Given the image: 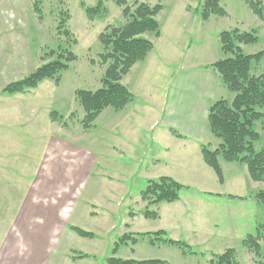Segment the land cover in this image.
I'll list each match as a JSON object with an SVG mask.
<instances>
[{
    "label": "rangeland",
    "instance_id": "obj_1",
    "mask_svg": "<svg viewBox=\"0 0 264 264\" xmlns=\"http://www.w3.org/2000/svg\"><path fill=\"white\" fill-rule=\"evenodd\" d=\"M143 1L150 4L158 2ZM96 2L43 0L42 18L39 20L31 0H0V28H6L7 34L0 36L6 37L9 42L17 40L18 45L22 43V53L13 54L9 58L14 59L8 62L10 66H4L8 76L22 74L20 79L28 75L41 64V56L45 60L54 57L49 54L50 50L57 52L61 48L67 49L77 57L67 69L60 72L57 85L54 80L44 79L35 89H29L23 93L25 96L22 95L27 98L29 105L37 108V114L29 115L39 130L37 138L31 132L18 133V129L11 126L17 122L16 110L22 107L13 102L17 97L5 94L9 102L0 105V119L5 118L2 122L6 125L9 123L7 128L0 127V133L6 134L2 141L0 139V145H9L0 148V154L7 153L8 161L6 169H0V264H107L106 258L112 255L115 242L122 234L158 229H164L172 239L186 242L192 252L182 253L174 245H153L146 238H140L135 244L120 243L114 255L135 259L152 255L170 264H210L209 259L213 254L222 253L231 247L235 249L238 264H264V239L260 240L259 255L250 252L242 241L247 234H254L257 225L264 227L261 215L256 214L257 222L251 224L249 215H252L253 210H244L237 197L199 200L198 184L183 178V182H179L185 187L181 189L178 200L187 211L171 212L172 204L161 202L149 206V209L157 211L156 218L143 215L145 202L141 201V191L149 178H155V166L152 165L154 162L150 154L158 150L155 155L161 163L157 164V168L168 163L161 157L164 147L160 140L150 143V138L154 131L163 137H175L167 127L160 128L159 132L157 126L145 131L150 138L149 144H144L142 149L137 141V123L132 122L131 125L136 128L131 131L134 135L131 137L133 140H130L132 152L123 147V152L118 149L115 154L107 153L101 146L105 141L107 145H116V141L111 136L110 139L106 138L99 119L88 130L82 129L78 118L82 116L83 109L74 91L100 87L104 67L99 59L103 45L98 34L107 24L120 25L124 22L121 9L114 0H104L108 10L106 17L89 19L85 6H93ZM198 2L162 1L165 10L160 15L159 28L172 43L173 49L166 57L156 52L153 55L150 53L151 58L141 63L146 77L141 92H133L128 88L135 94L132 107L142 106L147 102L143 94H149L155 100L154 106H158L157 101L160 103L158 108L162 121H169L187 140L202 141L214 149L219 139L212 133L210 135L208 122L205 121L204 127L201 115L209 102L219 98L229 102L233 96L209 65L226 56L220 48L218 34L235 27L244 31L255 30L257 41L243 45L244 53H253L264 48V29L244 0H220L227 14H211L206 20L195 10ZM188 7H191L189 15L184 10ZM60 11L69 14L64 25L69 31L68 36L62 33L63 27H60L59 32L57 29L63 16ZM173 14L179 17L175 19ZM147 36L151 40L155 39L152 33ZM7 40L1 39L0 44ZM154 55L157 58L154 59ZM205 63H208L206 67ZM263 70L264 60L253 62V74ZM138 71L132 73L133 81L128 82V85L132 86L139 80ZM26 92L30 95L37 92L35 99L30 101L31 96ZM23 109L33 111L35 108ZM52 110L62 115L63 119L72 111H76V115L68 121V128L55 127L53 130L54 125L49 122L48 113ZM191 114L195 115L194 120L199 126H195L194 131L189 128ZM56 124L62 126V120L57 119ZM254 129L260 135L254 141V147L260 150L264 148V116L254 123ZM41 135L48 140L58 138L60 142L55 151L47 146ZM50 141L52 139L48 141L49 144ZM168 145L172 155L196 157L188 142L169 141ZM194 149L197 151V147ZM36 168L46 173H28ZM217 189L220 191L223 185H218ZM208 196L211 195H204L203 198ZM211 201L215 204H211ZM198 206L201 211L194 231L186 230L183 220L188 219ZM258 206L263 209L261 204ZM70 226L91 232L92 236H80Z\"/></svg>",
    "mask_w": 264,
    "mask_h": 264
},
{
    "label": "trees",
    "instance_id": "obj_2",
    "mask_svg": "<svg viewBox=\"0 0 264 264\" xmlns=\"http://www.w3.org/2000/svg\"><path fill=\"white\" fill-rule=\"evenodd\" d=\"M162 1L150 4L141 0H114L120 7L124 22L120 25L107 24L98 34V39L103 45L99 53L100 64L104 67L100 77V87L90 89H75L74 94L78 104L83 109V114L78 118L83 130H88L103 109L110 107L116 111L123 109L134 99L133 93L122 82L131 67L143 60L153 48L152 40L147 36L152 33L155 37L161 35L158 14L162 9ZM33 11L37 18H42L43 0H31ZM104 0H97L93 6H85V13L89 19L104 18L108 10ZM246 6L261 21L264 29V0H244ZM202 19L206 20L211 14L226 15L220 0H199L195 8ZM63 16L57 25L58 32L63 27L62 33L69 35L64 28L65 19L69 17L67 11H60ZM220 48L225 57L210 63L224 83L225 87L233 93L228 102L219 98L208 106L207 122L212 135L219 139L216 148L210 149L207 145H200L203 161L214 171L218 180L223 174L219 158L227 162H239L246 166L249 176L254 181L264 183V148L256 150L254 141L259 138V132L254 129V123L264 116V70L259 74L251 72L253 62L264 60V48L253 52L244 53L243 45L257 41L255 30L244 31L237 27L222 30L218 34ZM54 56L48 60L41 56L39 64L28 75L9 82L2 88L3 93H21L37 87L44 79H52L55 83L60 80V72L69 67V63L77 59L76 55L67 49L57 52L50 50ZM76 111H72L66 118L52 110L49 117L52 121L62 120V126H67L73 120ZM175 133V131L173 130ZM180 136V134L176 133ZM185 185L169 176H159L147 180L141 191V201L145 202L143 215L157 217V211L149 206L161 202H173L179 198V193ZM254 198L261 204L264 211V188L259 189ZM132 213V212H131ZM77 234L91 237L92 233L77 226H70ZM263 225H257L254 234H247L243 238L245 247L255 255H259L260 240L264 239ZM146 238L150 244H169L181 249L182 253L192 252L190 246L182 241L167 236L164 229L145 231L139 233H124L120 236L112 249V255L106 258L107 264H170L159 258H121L115 256L120 243L130 242L135 244L139 239ZM264 262V260H263ZM210 264H238L234 248H226L222 253L213 254L209 259Z\"/></svg>",
    "mask_w": 264,
    "mask_h": 264
},
{
    "label": "crops",
    "instance_id": "obj_3",
    "mask_svg": "<svg viewBox=\"0 0 264 264\" xmlns=\"http://www.w3.org/2000/svg\"><path fill=\"white\" fill-rule=\"evenodd\" d=\"M141 1H143V0H141ZM164 10H165V7L163 4L162 9L157 16L158 21H159L160 15L163 13ZM184 10L187 11L188 15H189V12H191V7L190 8L188 7V9L186 8ZM172 17L176 19L179 17V15L173 14ZM179 31H182V29ZM5 34H6V28H3V29L0 28V35L2 36ZM1 36H0V40L1 39L7 40L6 37H1ZM152 40H153L152 50L147 54V56L143 60L136 62L131 67L129 72L126 75H124L122 78V82L127 87L129 86V88L133 92H135V91L141 92L140 91L141 86L146 81V77H144V73H143L144 68L142 67L141 63H144L147 59L151 58V56L149 57L150 53H152V55H153L156 52L159 55H161L162 57H166V54L168 52H170L171 49H173L172 43L169 42L168 39L164 37L163 32H161L160 36L155 37V39H152ZM18 43L19 42H17V40L16 41L13 40L10 42L7 40V42H2L0 44V50H1L0 55H1V53H3V55L0 56V84H2V85H0V95H3V96H1V99H0V105L3 106L4 104H7L9 102L8 96H4L5 94L6 95H13L12 97H17L16 99L13 100V102H17L18 105H22V107H20V108H18V110H16L17 122L15 123V125L12 124L11 126H13V128L16 130L18 129L17 130L18 133H20V132H31L32 134H35V137L37 138V136L39 135V130L34 125L35 123L32 122V117H29V115L32 113L37 114V108L34 107L33 105H29V101L27 100L26 97H24L25 94H23L25 92L12 93V94L2 92V88L7 83L14 81L16 79H19V77L22 76V74L16 75V73H13V74L8 76V74H7L8 72L4 68V66H10L9 63L14 60V59H9V58H11V56L13 54H18V52L22 53V43H21V45H18ZM18 50H20V51H18ZM153 58L155 59L157 57L154 55ZM207 65H208V63L204 64L205 67ZM138 69L140 70V73H141V75L139 73V80H136L134 82V85H132V86L128 85V82L131 83L133 81L132 73L136 70L138 71ZM58 83L54 82L55 85H57ZM157 83H160V82L157 81ZM35 88H33V89H35ZM36 93L37 92H33V94L30 95V93L26 92L27 95L31 96L30 101L35 99L34 96H36ZM22 95H24V96H22ZM143 96L147 99V102H144V104L143 105L141 104L142 106H138V108H136L135 106H133V107L131 106V104L134 103V99H133L130 103H128L121 110H118V111H116L114 109L111 110V109H108L110 107H107V108L103 109V111H101L100 114L97 116L96 119L100 120L99 125H100L101 130L104 131L106 138L110 139V136H111V139L114 137V139L116 141V145L114 143L113 145L108 144L109 146L107 145V143L105 141L103 144H101V146L103 147V150L105 148L107 153H114L115 154V153H118V149L121 152H123L122 149H123V147H125L129 150L131 149L130 152H132V145H131L130 140H133V139H131V137L134 136L131 134V131L133 130V128L135 130H136V128L139 129L138 131H136L137 135L139 136V139L137 141H138V144H140L141 148L143 149L144 144H146V143L149 144L148 142H149V138H150L149 135H146L145 131L147 132L148 130L154 129V127L157 126L158 127L157 130L159 132L160 128L167 127L169 129V131L172 133V134L171 133L170 134L174 135L176 138L172 137V136L163 137L162 134H160V133L158 134L156 131H154L152 138H150V143H152L154 140H156V141L160 140L162 146L164 147V151H162L161 157H163L165 160H168V163H166V162L163 163L164 167L161 166V167L157 168V164L160 162V159L155 154L158 153V150L154 154H150L151 161L154 162V163H152V165L155 166V170H154L155 178L164 175V176L172 177L175 180L181 181V182H183L182 181L183 178H186L188 180L191 179L194 182H196V184H198V186H199L198 191L200 194L199 200H203V201L222 199L223 197H226V196L231 197V198L237 197L239 199V202L242 203L244 210H247L248 208H251L253 210L252 215H249V217L252 220V222H251V220L249 221V222H251V224H255L257 222L255 220L256 214L261 215V218H262L263 223H264V211L262 208H260V206H258V203L256 202V200L254 198V194L259 189L264 188V183L259 182V181H254L253 179H251V177L249 176V173L247 171V168L244 164L239 163V162H227L221 158H219V163H220V166L222 169L223 178L221 181L218 180L214 171L203 161V159L201 157L200 145L205 144V143L202 141L195 142V141L187 140L186 136H184L183 134H181L177 130H175L173 128V125H170L169 121L166 122L165 120H163V121L161 120V118H160L161 112L158 108V106L160 104L159 101H157L158 106H156V105L154 106L153 101H155V100L153 99L152 96H150L149 94L147 96L143 94ZM209 105H210V102L207 106L205 105L204 112L201 115V117L204 118V120H203L204 127L206 125L205 121L207 123V110H208ZM23 107H31V108L33 107L35 109L33 111H24ZM28 112H30V113L28 114ZM45 112H47V111H45ZM50 112H48V113L50 114ZM194 119H195V115L192 116V114H191L189 116V120L191 121V125L189 128L192 129L193 131L196 130L195 126H198V124L195 122L196 119L195 120ZM3 120H5V118L0 119V127H2V129L4 127L7 128L9 125V123H8V125L4 124L2 122ZM49 122L54 125L52 127L53 130H55V127H61L64 129L68 128L66 126L57 125L56 121H52L50 119V117H49ZM132 122H135V124L137 123L136 128L134 127L135 125L134 126L131 125ZM128 127H132V128H128ZM34 129H36V131ZM173 130L175 131V133L173 132ZM208 131L211 135V132L209 129H208ZM205 132L207 133L206 129H205ZM176 133L180 134V136L176 135ZM5 136H6L5 133H0L1 141L3 140V138ZM41 136H42L43 140L47 142V146L49 145V147H52L53 150L55 151L56 147L58 146V144L60 142V141H58V138H55V137L50 138L49 137L50 139H52V141H50L51 144H49L48 141L50 139L48 140L43 135H41ZM165 138H167V139H165ZM169 141H172V142L177 141L180 143L188 142L192 146L193 151L196 155L195 159L191 158L190 156H183V154L172 155L171 153H169V151H168ZM3 146L6 147L9 145H0V148ZM195 147H197V151H195V149H194ZM7 162H8L7 161V153L0 154V169L1 170H3L4 168L6 169ZM96 162H97V157H96ZM43 172L46 173L45 171L37 170V168H36V169L29 171L28 173L29 174H31V173H34V174L38 173L39 174V173H43ZM149 174H153V172L152 173L150 172ZM47 177H48V174H47ZM38 178L40 179V175H38ZM228 178H229V180H227ZM149 179H151V178H149ZM226 184H227V186H225ZM218 185H223V189L218 191L219 190V189H217ZM1 187H3V185H1ZM65 189L66 188H64V190ZM204 195H211V196L203 198ZM213 195H217V196H213ZM168 204H170V205L172 204V206H173L171 208V212H175V211L176 212H185V211H187V209H185V206L181 202H179L178 199L176 201H173V202H168ZM211 204L214 205L215 203L213 201H211ZM207 205L210 206L208 204V202H207ZM200 211H201L200 206H198L197 210L192 215H189L188 219L183 220V225L185 226L186 230L194 231V228H195L194 224L197 221V217H198V214L200 213ZM148 256H151V257H148ZM145 258H160V257L147 255V257H145Z\"/></svg>",
    "mask_w": 264,
    "mask_h": 264
}]
</instances>
